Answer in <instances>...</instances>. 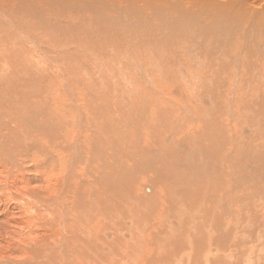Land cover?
<instances>
[{"label": "bare ground", "instance_id": "bare-ground-1", "mask_svg": "<svg viewBox=\"0 0 264 264\" xmlns=\"http://www.w3.org/2000/svg\"><path fill=\"white\" fill-rule=\"evenodd\" d=\"M21 16L22 17L25 16V18L23 19ZM15 18L23 19L24 21L22 20L23 21L22 25L20 24V22L19 23L16 22ZM27 19L29 21L34 20L36 26H33V25L30 26V24L26 25ZM24 28H27L29 33H26L27 30H25ZM136 30L139 32L137 34V38H140L139 41L141 42V44L148 42L150 38L154 37L155 41H152V42L159 41V42H162L161 44L164 43L167 46L168 45L174 46V45L179 44V46L183 48V51L185 50L190 53L197 52L196 46L206 47V48L210 46H215V47L220 48L221 51L219 52H222V53L227 52L232 47H234L235 53H233L232 60L231 59L230 60L235 64L244 63L245 65L246 63L247 64L246 67H248V64L250 65L253 64L252 62H250L252 56L254 58H260L259 61L262 58L264 60V0H0V82L4 81V83L7 84V87L10 89V91L13 94V90L16 88V84L13 80H12L13 81L12 85L14 86L10 85L11 81L8 82V78L6 76L7 74L5 73L7 69L9 70L10 65L8 64H13L12 67L16 69L20 68L22 64L23 65L26 64V63L19 64L21 62L20 51L22 50H19L18 47L15 48L16 50L12 49L13 44L15 43L13 40H11V38H10L11 40L10 42L12 43V44L10 43L11 46H7L9 44V43L7 44V41L9 39L6 41L5 37H6V33L8 32H10V34L12 33L11 35H14L17 38L20 37L23 40L21 42H24L25 44H27V46L29 47L27 48L31 49L32 54L34 53V55L32 56L33 62L34 61H38V62L45 61L46 63L48 62V64H52V67L56 69L55 68L57 64L56 62L58 60L55 59L54 57H48L44 54V52H41L40 48L42 47H40V45H38V43L35 41V38L42 40L41 37H38L40 35V34L39 35L37 34L38 32L39 33L41 32L42 35L46 36L45 38L47 39L42 40V41H47L49 45L50 43L52 44L53 39L56 41L54 36L57 39L61 38V40L62 39L64 40V38L67 36L69 38V39L66 38L67 45L70 44L76 47V49L78 50L86 46L87 47L86 51L89 49L90 52H92V49L94 47L97 48L96 46L97 45L99 46L103 39L107 40V43L109 42V43L114 44L113 42L114 40H116L115 37L118 36L119 34H122L124 36L125 38L124 40H126V42H132V34H133L132 32ZM8 36L11 37L10 35ZM194 38L200 39V41L195 40ZM15 41H18L17 43H19V40H15ZM47 43L46 45H48ZM148 43H151V40ZM16 46L20 47L21 44L16 45ZM102 46L100 47V50H103L102 48L104 47ZM110 46L112 45L110 44L109 48ZM6 48L8 49L5 51ZM21 48L22 47H20V49ZM27 48L26 49L22 48V49H24L25 51L27 50ZM37 49L39 53L36 52ZM95 50L96 49H94V51ZM200 50L201 49H199V51ZM240 52L246 53L247 57H243L244 55H241ZM81 53H83V51ZM103 53L106 54L105 52ZM110 53H108V55L112 54ZM5 54L7 57L5 56ZM73 54L74 55L77 54L78 57H81L78 53H73ZM83 56H85L84 53H83ZM123 56L125 55L123 54ZM206 56L207 55H205V57ZM112 57H114L115 59V56H112ZM240 57H242L243 59L241 58L240 60L239 59ZM86 58L90 59L87 57V55H86ZM244 58H247V60L245 61ZM89 61L90 60H88V63ZM173 61L175 62L176 60L174 59ZM222 61H224L225 63L227 62L229 63V58L224 56L221 58V62ZM255 61L257 60H254V62ZM58 62H61V61H58ZM92 63H94V61H92L91 64ZM207 63L209 64V62ZM34 64H36V62H34ZM178 64L180 63L178 62ZM229 64H232V63H229ZM39 65L41 64L39 63ZM24 66L26 67V65ZM27 66H29V64ZM35 66L37 65H34L33 67ZM29 67L31 68V66ZM57 67L59 66L57 65ZM247 70L248 69H246L245 71ZM55 72L59 74V71H55ZM205 73H207V71ZM208 73L210 74V75L208 74V76H210V78L213 79L214 76L212 75L213 77H211L212 72H208ZM168 75H163V76L165 78ZM16 76H19V75L16 74ZM250 76H255V75L254 73L253 75L250 73ZM249 80L250 79H248V81ZM245 81L243 80L244 83ZM254 81L257 82L256 84L258 85L259 80L258 81L254 80ZM29 82L32 83L33 80L30 79ZM208 82L209 81H207V84ZM212 82L209 84L212 85ZM251 83L253 82L251 81ZM249 84L246 85V88H248L247 86H249ZM34 85L33 86H31V84L25 85L27 88L26 93H28V95L30 94V96L32 97L34 95H31V94L34 93V90L36 91L38 89V88L35 89ZM41 85L44 86L43 84ZM39 86H36V87H39ZM99 88H101V85ZM39 89L41 90L40 87ZM135 89L136 87L134 88V90ZM262 90H264V86ZM36 92H39V91L37 90ZM43 92L44 91H42L41 94ZM136 92H138V90ZM136 92H134V94ZM26 93H25V96H27ZM145 93L146 91L144 92V94ZM191 93L193 94V90L191 91ZM210 93H211V90H210ZM70 95L69 96L67 95V96L70 97ZM96 95L98 97V94ZM121 95L123 94L121 93ZM261 95L263 94L261 93ZM16 97L17 96H15V99ZM19 97L20 96H18L17 99ZM94 97L92 98L94 99ZM137 97L138 95L136 96V98ZM119 98L121 97L119 96ZM140 98L143 99V96H140ZM156 98L157 96L155 97V99ZM217 98L218 97H216V99ZM262 98L263 97L259 99L262 100ZM115 99L117 98L115 97L114 99H112V101L110 102V110L108 109L109 112L112 111V115H113L112 120L120 121L119 118L121 114L119 113L118 110L116 111L115 107L117 105H119L120 107L121 105V108H123L120 110L121 113L129 112V114H131L133 110L138 111V113L136 114L138 116V118H136L138 121L135 122V124L139 125V129H140L142 127L141 123L145 124L144 121H146L147 114L145 110L147 107V103L145 101H143L142 103H138V102L136 103L135 100L134 102L133 101L127 102L129 101V99H127L126 101L128 103L127 105L126 102H123L124 100L121 102V100L119 99L121 103L118 104L117 103L118 101H116ZM224 99H226V97ZM256 99L257 98L255 97L254 101ZM6 100L4 99L5 102ZM67 100H69V106H70V109L73 111L71 112L74 115V116L72 115L74 117L72 131H70L71 132L70 137L68 138L66 143L62 141L59 144H53L51 147L48 146L49 148H51V150H48L47 147L44 149L45 151L43 150L44 152L43 154L45 156L49 155V153L48 154L45 153L47 151H50V155L52 156L50 157V159L48 158V160H50L49 161L50 167H46V169L50 168L49 169L50 170L49 176H51L50 181H52L53 173H57V174H56V179L53 180L54 183H52V185L50 186L49 184H47L46 188L48 189L43 190L44 192H41V193L40 191L38 193H33L32 190H35L36 188L35 189L30 188V185H34V183L39 180L37 178L40 177L38 174L30 175L28 173L30 171L35 172V169H34L35 166L25 167L22 161H20L21 156L23 154L22 153L23 150H20L19 146H16L18 145L17 142H16L17 144L14 143L15 145L12 147V145L8 142V139L6 138L7 136L5 135V133H3V129L6 128L7 126L11 128V131L14 134L22 133L21 128L17 126L18 124L15 125L16 120L20 117V113L16 111L17 109L15 111H11L8 113L7 112L5 113L4 109H3L4 112L0 110V200L1 199L5 200V198H9L8 202H11V203L6 204V207H8L7 210L10 208V205L12 206L17 205V208L19 209L18 210L16 208L18 210L16 214L10 213V210L4 213H1L2 208L0 207V221L3 223V225L4 223L7 224V227L9 226L8 224L11 225L5 229L4 233L7 234L6 239L0 241V253H3L4 255L8 256V257H3L0 255V264H214L213 262L209 261L210 259L209 254L211 253L210 251L212 250L211 243L213 244V242H215V241L212 242L211 240L213 237V231L211 230V226L215 225V220H217L216 225H215V227H217V230H214V228L212 229L214 231H218L219 232L218 234H220V232H223L222 237L218 236L219 239L226 237L228 240H230L229 239L231 237L230 234L232 233V231L235 232L236 230L235 228L237 224V223L230 224V222L232 221V217H234V219L236 220L235 213L231 211L232 210V208H230L231 206L228 207L226 203H223L225 193H228L230 190L226 191V190H223V188L222 189L219 188L220 189L219 191H214V189H216L214 187L216 186L213 187V184H211L213 183L212 180L207 177L209 175L207 171L212 168V167L209 168L210 166L207 165V163H210V162L213 163L214 159H216L217 158L216 156L218 155L220 158L218 157L217 160H220L222 165L225 163V155H224L225 152L219 153L220 151L219 146H218L219 142L218 143L216 142L217 139H214L213 138L214 136H212V134L209 135L208 132H207L208 135L204 136L200 134L201 136L198 137V138H203V140L205 139L207 140H206V143H203L205 145L203 149H201L203 145L201 143L200 144L202 146L199 145V142H198V145L201 146L200 148L201 150L199 151L204 150L203 151L204 153L198 154L197 152L198 154L196 156L197 160H195L194 162L204 161V166L207 167V169L203 167V170L205 171H202L199 174H198L199 170L197 171V174L198 175L201 174V177H202L201 180L197 184V182L195 181H188L189 179H193L194 174L191 171H188V173H190L191 175V177L189 178L187 176L188 173L185 176L182 174L183 167L188 165L189 160L190 159L192 160V158L195 157V154H192L193 150L191 151V149L194 148L196 144V141H194V145H193L194 147L191 146L193 144L192 140L194 139L193 134L195 132L193 134L190 132L189 133L185 132L184 137H182V139L185 138L186 141L188 140L191 141L190 146L192 148L187 151L186 149L187 145L185 146L186 142L185 143L183 142L184 139L183 141H181V139L173 140V138L169 140L167 135L169 134L168 136H170V133H171L170 130H169L170 133L168 132V130H165V129L161 130V127H162V125L160 124L161 117L162 116L164 117L165 114L168 113V111L172 112L173 109L171 108V106H174L173 104L171 106H167L166 104L164 105L162 102L158 103L157 105L158 107L154 109L155 113L156 112L157 113L155 117L154 115L152 116L154 117V119H156V121L159 120L158 122L159 124L157 123L158 125L156 124L148 125L147 123L146 128H144V129H147L146 131L147 133L145 136L146 142H143V145L140 143L144 135L143 131L140 133L139 130H136L138 132L137 134H134V136L136 137V141H137L136 144L134 143L133 146H131L130 144L128 143L124 144V142L121 141L122 143H121V146L119 147L118 143L115 145L114 142L110 143V140L108 141L109 142L108 143L107 140L105 139L107 135L109 136L111 135L109 134V130L104 128V131L106 132L105 134L98 131L99 128L97 130L96 128L97 125L95 126V122H94V121H97V117L96 119L94 117L90 119V121L93 122V125L89 126L92 131H90L87 134L88 135L87 142H82L81 138H84V136H82L83 131L81 127L85 125L80 126V124L83 123V122L81 123V121L83 120V110L81 109V106L78 105L75 102V100H73V98L70 97V99L68 98ZM158 100L159 99L157 98V102ZM181 100H183V97L181 98ZM214 101H218V100H214ZM240 101H241V98H240ZM94 102L96 103L97 101L93 100V103L89 102L90 109L93 111H95L98 107L97 106L98 103L95 104ZM210 102H213V101L211 100ZM221 102L222 101H220V103ZM0 103L2 104V102ZM85 103H87L86 99H85ZM186 103L188 104L187 101ZM129 104H131L130 108H129ZM106 105L108 104L106 103ZM203 105L205 107L206 104H203ZM221 105L219 104V107H221ZM69 106H67L66 104V107H69ZM28 107H30V105ZM221 108H224L223 111H220V108H219V111L223 112L224 114H226V116H228L229 109L223 106ZM209 109H207L206 112ZM197 110L194 112H198V115H199V111ZM214 110L216 111V109ZM180 111H182L184 118L188 122L190 123L193 122L192 115L190 116L187 110L183 111L182 109H180ZM256 111H259V110H256ZM24 112L22 114H24ZM208 112L210 114V112L212 111L209 110ZM247 112H250V111L248 110ZM205 113L203 116H205ZM219 115L221 114L219 113ZM213 116H214V113H213ZM21 117L23 120L27 119L26 115L21 116ZM206 117H205L206 123L209 122L210 124L209 116L206 115ZM166 118L168 119V117ZM214 118L212 117L213 120H215ZM132 119L130 118L129 120H132ZM124 120L121 121L123 125L122 124L121 126L119 125L120 129L127 126ZM203 120L201 122L205 121ZM60 122H61L60 125L58 123L57 124L61 127H65V124H63L64 122L62 120H60ZM179 123L181 124L182 120ZM213 123L215 124V122H212V124ZM253 123H256V121ZM202 124L204 125V123ZM220 125H223V123L221 121H218L216 126L215 125H212V126L213 127L215 126L216 129L222 130L221 128L222 126ZM20 127H21V124H20ZM165 127H166V124H165ZM210 127L209 129L210 131H212ZM22 130H25V129L22 128ZM8 131H10V129ZM60 131L62 132V130ZM133 131L135 132V130ZM215 131L217 133V130ZM54 134H56V132ZM177 134H174V135H177ZM23 137L24 136H22V138ZM113 137L115 138V140H117L118 138L117 135ZM53 138L54 137L51 138L52 141H53ZM114 138H111V139H114ZM216 138H217V135H216ZM57 139H54V140H57ZM222 141L226 142L227 137L224 138V140ZM23 144H25V142ZM190 146L188 145V148ZM239 151H242V150H239ZM202 156L205 158V160L202 158ZM42 157L44 156L42 155ZM262 157L264 159V156ZM27 159H28V156H27ZM216 163H219V162H216ZM193 165H195V163ZM210 165L212 166V164ZM223 166H225V164ZM263 166L264 165H262V167ZM231 168H234V167L231 166ZM211 171L212 169L210 170V172ZM238 171L240 173V170ZM93 173L97 174L96 175L97 179L94 178V176L92 177V179L94 178L97 180L96 182H94L96 184V186L95 185L93 186L94 192H92L90 189H85V188H88L87 187L88 185H86L84 182L89 177L87 176V174H93ZM241 176H242L241 180L243 181L245 176L247 175L241 174ZM149 177H152L153 179ZM237 178H238V175H237ZM186 180L188 181V183L185 182L187 184L184 183V181ZM146 182L149 183L152 188L150 187V185L149 187L145 185L142 186V184ZM224 183L225 181L223 179L220 185H224ZM251 183L252 182H249V186ZM232 184L233 183L231 182V185ZM24 185L28 186L29 189H32L30 190L31 192L26 193L25 191L24 195L16 196L17 194H19L20 189H22L21 187H23ZM141 186L144 187L145 193L141 189ZM228 186L230 188V184H228ZM261 188L260 190H262ZM87 190L91 192L89 193V191L87 192ZM12 192L14 193V195L12 194ZM47 192L49 193L52 192V194L49 195L50 197L48 198L45 196V193ZM240 192H242L241 189H240ZM248 192H249V189H248ZM230 195L231 194H229L228 196L230 197ZM246 195L248 194H245V196ZM240 196L242 195L240 194ZM73 207L75 208V211H74L75 213L72 212ZM238 208L240 207L238 206ZM244 208H240V209H244ZM17 214L20 215L19 216L20 219L16 218ZM254 218H251L250 220L256 221V218L255 219ZM71 219H73L72 223L70 221ZM246 219L248 221V217ZM248 223L250 224V221ZM253 225H257V223L255 224L253 222ZM257 226H259V223ZM262 226L263 224H261V227ZM70 227H75V228L70 229ZM229 227H231V230H229ZM252 227L253 226H250L251 230L253 229ZM97 228H100V232L98 231L99 233L94 232L95 229ZM253 230H256V229H253ZM258 230L260 231L259 232L260 235L264 236V226L263 228L258 229ZM251 233L253 234V232ZM249 237L251 238V236ZM231 241H233V239ZM229 243L230 242L226 243V247H222L223 245H220L222 248L221 249L222 251L220 250L221 256L223 257V258L221 257V260H220L221 264H226L228 262L227 253H229V251L231 250L230 248L228 250ZM221 244H223V242H221ZM252 250L253 252H255L254 250H256V248L252 249V247H249L248 252L246 254L250 256L248 253H251L252 254L251 256H253ZM263 250L264 248L262 249V251ZM259 253L260 255L256 254L255 259L256 258L258 259L261 256L259 259H261V262H262L261 264H264V254H263L264 252L262 253L259 252ZM231 255H234V254H231ZM235 255L237 257L238 254H235ZM243 256L244 255H242L241 257ZM246 257L247 256H245V258ZM211 258L213 259V257Z\"/></svg>", "mask_w": 264, "mask_h": 264}, {"label": "rangeland", "instance_id": "rangeland-1", "mask_svg": "<svg viewBox=\"0 0 264 264\" xmlns=\"http://www.w3.org/2000/svg\"><path fill=\"white\" fill-rule=\"evenodd\" d=\"M22 18L24 19L25 16L22 17ZM15 19H13V20H15L18 23L20 22V24L22 25V23L24 21L23 19H18V18H15ZM29 24H30V26L31 25L36 26L34 20L33 21H31V20L29 21L27 19V24L26 25H29ZM27 28H24V29L27 30ZM26 33H29V31L27 30ZM132 33H133L132 34V42H126V40H124L125 38H124V36L122 34H119L118 36H116L117 38L115 37L116 40H114V42H113L114 44L109 43V42L107 43V40L103 39L102 42L100 43V45L96 46L97 48H95V47L93 49L91 48L92 52L94 53L93 54L92 52H90L89 49L86 51V49H87L86 46H84V47H82L81 49L78 50V49H76V47H74V46H72L70 44L67 45L66 38L69 39L67 36L64 38V40L63 39L61 40V38L57 39L54 36L56 41L53 39L52 44L50 43V45H49V43H47V41H42V40L47 39V38H45L46 36L42 35L41 32L40 33L38 32L37 34L38 35L40 34L38 37H41L42 40H39V39L35 38V41L38 43V45H40V47H42V48H40L41 52H44V54L46 56H48V57H54L58 61H61V62L57 61L56 62L57 63L56 67L54 66L57 70L52 67V64H48V62L46 63L45 61H41V62L34 61V62H36V64H34L33 59H32V56L34 55V53L32 54L31 49H28L29 47L27 46V44H25L24 42H21L23 40L20 37H18L19 38L18 39L14 35H11L12 33L10 34V32L6 33V37H5L6 41L9 39L7 41V44L8 43L9 44L7 46H11L10 45V43H11L10 41L11 40L14 41L15 44H13L12 49L14 50L15 48L18 47L19 50H22V51H20L21 62L19 64L26 63V64H24V65H26V67L22 64L20 68L16 69V68L12 67L13 64H8V65H10L9 66V70L7 69L8 72H7V70L5 72L7 74L6 76L8 78V82L11 81V83H10L11 86H14V85H12L13 81L16 84V88L13 90V94L10 91V89L7 87V84L4 83V81L0 82V91H1L0 92V102H2V104L0 103V110L3 111V109H4L5 113L6 112L8 113V112H11V111H15L17 109L16 111H18L20 113V117H19L20 119L18 118L16 120V122H15L16 124L15 125L18 124L17 126H19V128H21V132L23 134L22 133L21 134L20 133L19 134H16V133L14 134L11 131V128L8 127V126L3 129V133H5V135L7 136L6 138L8 139V142L12 145V147L15 144L18 143V145H16V146H19L20 150H23L22 151V153H23L22 156L20 154V156H21L20 161H22V163L25 165V167L26 166L27 167H34L35 166L34 167L35 172H31L30 171L28 173L30 175H37L38 174L40 176L39 178H37L39 180L37 182H35L34 185H30V188H32V189L36 188L35 190L29 189L28 186L24 185L23 186L24 188L21 187L24 190L20 189L19 194H17L16 196L24 195L25 191H26V193L27 192L29 193V192H31L30 190H32L33 193H38L39 191H40V193L44 192L43 190L48 189V188H46L47 184H49V186H50V185H52V183H54L53 180L56 179V174L57 173H53L52 181H50V178H51V176H49V171H50L49 169L50 168L46 169V167H50L49 166V161L50 160H48V158L50 159V157H52V156L50 155V151L45 152L47 154L49 153V155H47L48 157L45 156L43 154L44 153L43 150L46 147H47L48 150H51V148H49V147H51L53 144H59L62 141H64L66 143V141L70 137V133H71L70 131H72V127H73L72 125H73V122H74V117H73L74 115L72 113L73 111L70 109L69 100H67L68 98L69 99H70V97L73 98V100H75V102L78 105H80L81 109L83 110V120L81 121V123L83 122L84 124L83 123L80 124V126L85 125V126H82L83 128L81 127L82 131L84 132V134L82 132V136H84V138H81L82 142H87V139H88V137H87L88 135L87 134L90 131H92L89 126L93 125V122L90 121V119L93 118V117L96 119V117H97V121L98 122L94 121L95 122V126L96 125L98 126V127L96 126L97 130L99 128L98 131H100L103 134L106 133L104 131V128L109 130V134H111L110 135L111 138H114L113 136L117 135V137H118L117 140H115V138L111 139L109 135H107V137H109V138L105 137V139L107 140V142L109 140H110V143L114 142L115 145L118 143L119 147L121 146L122 142H124V144L128 143L131 146H133L134 143L136 144L137 141H136V137L134 136V134L138 133L136 130H139L140 133L143 131L144 135H143V138L140 141V143L143 145V142H146L145 141V136H146V133H147L146 132L147 129H144V128H146L147 123H148V125L149 124L150 125H154V124L158 125L159 124L158 123L159 120L156 121V119H154V117H155V115L157 113V112L155 113L154 109L156 107H158L157 106L158 103L162 102L164 105L166 104L167 106H171L173 104L174 106H171V108L173 109L172 110L173 113L168 111V113L165 114V116H164L165 118L163 116L161 117L160 124L163 127V128L161 127V130L165 129V130H168V132L170 130V132H171V133L169 132L170 136H168L169 134L167 133L168 134L167 137L169 138V140L173 138V140L174 139H176V140H178V139L180 140L181 139V141H183V139H184L183 142L184 143L186 142L185 146L187 145V147H186L187 151L190 150L192 147H194L193 146L194 145V141H196V144H195V147H194L195 150H194V148L191 149V151L192 150L194 151V152L192 151V154H195V157H193L192 160L190 159L191 161L189 160L188 165L184 166L183 167V171H182V174L184 176L187 175L188 171H191L194 174L193 175V179H189L188 181H195L198 184V182L202 178L201 174L200 175H198V174L201 173L202 171H205V170H203V167H205L204 166V161H202V162H200V161L194 162L195 160H197L196 156L198 154H200V153L203 154L204 153L203 152L204 150H202V151H199V150L204 148L205 145L203 143H206V140H207V139L203 140V138H198L199 136H201V135L206 136L208 134L209 135L212 134V136H214L213 138L217 139L216 142L217 143L219 142L218 146H219V150L221 151V152L219 151V153H224L225 152L224 153V155H225V163H224L225 166H223L224 164L222 165L220 160H217L219 155L216 156L217 158L214 159L213 163L212 162L207 163V165L210 166L209 168L212 167L211 168L212 169L211 172H210L211 169L207 171V173L209 174L207 177L212 180L213 183H211V184H213V187L216 186V187H214V188H216V189H214V191H219L222 188H223V190H226V191L230 190L229 191L230 193L229 192L225 193V197L223 199V203H226L228 207L231 206L230 207V208H232L231 211H233L235 213L236 220L234 219V217H232V221L230 222V224L231 223H237V224H236L235 232L232 231V233L230 234V236H231L229 238L230 240H228L226 237H223V238L219 239L218 236L222 237L223 232H220V234H218L219 233L218 231H214V230H217V227H215L217 220H215V225L211 226V230L213 231V237H212L211 240H212V242L213 241H215V242H213V244L211 243V245H212L211 249L212 250L210 251L211 253L209 254V257H210L209 261L213 262L214 264H218V263L221 264L220 260H221V257H222L221 256V251H222L221 249L222 248H221L220 245H223L222 247H226V243L230 242L228 244V250H229V248L231 250L229 251V253H227V255H228L227 256L228 257L227 258L228 259L227 263L228 264H251V263L252 264H261L262 263L261 259H259L261 256L258 259L257 258L255 259V257H256V254L260 255L259 252H261V253L264 252V250L262 251V249L264 248V236H261L260 233H259L260 231L258 230V229L263 228V226H264V166L262 167V165H264V159L262 157V156H264V105H263L264 104V90H262L263 86H264V83H263L264 82V70H263L264 69V65H263L264 62H262V61H264L263 58L261 59L262 61L261 60L259 61L260 58H254L252 56L250 62H252L253 64H251V65L248 64V67H246L247 66L246 63H245V65H244V63L243 64L242 63L241 64H235V63H233L231 61L233 53H235V50H234L235 48L234 47H232L229 51L222 53V52H219V51H221V49L218 48V47H215V46H210V47H207V48L206 47H199V46L197 47L196 46L197 52H191L190 53V52H187L185 50L183 51V48H181L179 46V44L174 45V46H172V45L171 46H169V45L167 46L164 43H163L164 45L161 44L162 42L156 41L158 43V45H157L156 42H152V41H155L154 37L150 38L151 43H148V42H150V40H149L148 42L141 44V42L139 41L140 38H137V34L139 32L136 30V31H134ZM8 35H10L11 37H9ZM35 37H37V36H35ZM141 37H143V36H141ZM10 38H11V40H10ZM14 38H15V40H19V43H17L18 41H15ZM194 39L200 41V39H196V38H194ZM57 42H58L59 46H58ZM22 43H24V44H22ZM46 43L48 45H46ZM20 44H21L20 47H22L24 49H26L28 47L27 50L24 51V49H22V48L20 49L19 46H16V45H20ZM62 44H64L65 46L62 45ZM108 44L112 45V46H110L111 49L109 48ZM101 46L106 48L107 51L104 48H102L104 51L100 50ZM156 46H158V47H156ZM161 46H162V48H161ZM164 46L167 47V48H165ZM113 48H115V49H113ZM7 49L8 48H6L5 51ZM94 49H96L95 50L96 52L94 51ZM199 49H201V50L199 51ZM28 50H30V51H28ZM77 50H78V52H77ZM109 50H110V52L112 54L109 52ZM82 51H83L85 56H83V53H81ZM148 51L150 52V54H149ZM29 52H31V53H29ZM36 52L39 53L38 49L36 50ZM54 52H56L57 55ZM70 52H72V53H70ZM103 52H105L106 54H104ZM5 53H7V52H5ZM73 53H78L81 57H78L77 54L74 55ZM108 53H110L111 55H108ZM143 53H144V55H143ZM123 54L125 56H123ZM240 54L244 55L243 57H247L246 53L240 52ZM86 55L90 59H87ZM205 55H207V56L205 57ZM222 55H224L225 57H228L229 58V63H232V64H229L228 62L225 63L224 61L221 62V58L224 57ZM5 56H6V54H5ZM73 56H75V57H73ZM108 56H110V57H108ZM112 56H115V59ZM146 56H148L149 58L146 57ZM213 57L215 58V60H214ZM111 58H113V59H111ZM241 58L242 57H240L239 59L241 60ZM174 59L176 60L175 62L173 61ZM88 60H90L91 62L94 61V63L91 64L90 61L88 63ZM244 60L246 61L247 58H244ZM254 60H257V61L254 62ZM30 61H32V62H30ZM96 61H98V62H96ZM162 62H163V64H162ZM178 62L180 64H178ZM207 62H209V64ZM39 63L41 65H39ZM28 64H29V66H31V68L29 66H27ZM34 65H37L39 69L37 68V66H35L37 69L35 67H33ZM57 65L59 67H57ZM252 65H253L254 69L256 68L255 70L253 69ZM221 68H222V70H221ZM245 68L248 69V70L245 71L246 70ZM30 70H32V71H30ZM55 71H59V74L57 72H55ZM181 71H183V72H181ZM206 71H207V73H205ZM13 72H14V74H13ZM208 72H212L211 73V77L214 76L213 79L210 78V76H208V74H209ZM213 72H215V73H213ZM250 73L252 75L254 73L255 76H250ZM16 74H18L19 76H16ZM168 74H170L171 76L168 75ZM260 74H261V76H260ZM163 75H168L169 77L166 76L167 78L165 77L166 78L165 79ZM219 76H220V78H219ZM259 77H261V78H259ZM30 79L33 80L32 83L29 82ZM248 79H250V80L248 81ZM125 80H127V81H125ZM205 80L209 81L208 84H207V81H205ZM243 80L244 81L247 80L248 82L245 81V83H244ZM254 80H256V81L259 80L258 81L259 82L258 85L256 84L257 82H255ZM41 81H43V82H41ZM162 81H164V82H162ZM251 81L253 83H251ZM19 82L20 83L22 82V83L20 84ZM39 82H41V83H39ZM211 82H212V85L209 84ZM219 82H221V83H219ZM260 82H261V84H260ZM26 84H31V86L34 85L35 86L34 88L35 89L38 88L37 90L39 92H36L37 90L36 91L34 90V93L31 94V95H34L33 97L30 96V94L28 95V93H26L27 92L26 91L27 88L25 86ZM41 84H43L44 86H42ZM206 84H207V86H206ZM248 84H249V86H247L248 88H246V85H248ZM100 85H101V88H99ZM36 86H39L41 88V90L39 89V87H36ZM154 86H155V88H154ZM253 86L256 87V88H254ZM135 87H136V89L138 88L137 89L138 92H136L137 91L136 89H135L136 91L134 90ZM42 88H43V90H42ZM22 89H24V90H22ZM242 89H243V91H242ZM192 90H193V94L191 93ZM210 90H211L212 95L210 93ZM42 91H44V92L41 94ZM145 91H146V93L144 94ZM214 91H215L216 94L214 93ZM134 92H136V93L134 94ZM25 93H26L27 96H25ZM121 93L124 96L121 95ZM261 93L263 95H261ZM70 94H72V95H70ZM96 94H98V97H97ZM136 94L138 95L139 98H140V96H143V99L142 98L139 99L138 97L136 98V96H137ZM200 94L202 95V97H201ZM255 94H257V95H255ZM67 95L68 96L70 95V97H68ZM145 95H146V97H145ZM15 96H17V97L20 96V97L18 99L16 97V99H15ZM94 96H96V97H94ZM119 96L121 98H119ZM156 96L159 99L158 102H157V98L155 99ZM181 96L183 97V100H181V98H182ZM92 97H94V99ZM115 97L118 99V100L115 99L116 101H118L117 102L118 104H120L123 100H124L123 102H126L127 99H129V101H127V102H130V101L134 102V100H135L136 103L137 102L138 103H142L143 101H145L147 103V107H146V110H145V112L147 114V115L145 114L146 115V121H144L145 124L141 123L142 127L140 129H139V125L135 124V122L138 121L136 119V118H138V116L136 115L138 113V111L133 110L131 112V114H129V112L128 113H125V112L121 113L120 110L123 109V108H121V105L119 107V105L115 104V105H117L116 106L117 108L115 107L116 111L118 110L119 113L121 114L120 118H119L120 121H118V120L113 121L112 120V117H113L112 111L109 112V110H110V102ZM216 97H218V98L216 99ZM222 97H224V98L226 97V99H224ZM255 97L257 99L254 101ZM258 97L259 98L263 97V98L261 100ZM3 98L5 100L7 99L6 102L4 101ZM84 98L86 99L87 103H85V99ZM90 98L97 101L96 103L94 102L95 104L98 103L97 104L98 107H97V109L95 111L90 109L89 102L93 103V100H91ZM201 98H203V99H201ZM240 98H241V101H240ZM119 99L121 100V102H120ZM179 99H180V101H179ZM16 100L18 101V103H17ZM199 100H201V101H199ZM211 100L213 102H210ZM214 100H218L219 103H218V101H214ZM243 100H244L245 103L243 102ZM259 100H261V101H259ZM148 101H149V103H148ZM151 101H152V103H151ZM186 101L188 102V104L186 103ZM220 101H222V102L220 103ZM262 101H263V103H262ZM7 102H8V104H7ZM127 102H126V104L128 105ZM165 102H167V103H165ZM106 103L108 105H106ZM248 103L251 104V105H249ZM28 104L30 105V107H28L29 106ZM66 104L69 107H66ZM198 104H200V105H198ZM203 104H206L205 107H204ZM219 104L220 105L222 104L221 107L223 106V107H225V108L227 107V109H229L228 116H226V114H224L223 112H220V111H223L224 108L219 107ZM252 104H253V106H252ZM256 104H257V106H256ZM130 105L131 104H129V108L131 107ZM194 105H195V107H194ZM14 106H15V108H14ZM185 106H186V108H185ZM179 108L182 109L183 111L187 110L189 112V115L190 116L192 115V118H193L192 121L193 122H191V123L188 122L184 118V115H183L182 111H180ZM219 108H220V111H219ZM30 109H31V111H30ZM195 109L196 110L198 109L197 111H199V115H198V112H194V111H196ZM207 109H209L212 112H210V114H209V112H208L209 110L206 112ZM214 109H216V111ZM247 109L250 112H247L248 111ZM254 110H255V112H254ZM256 110H259V111H256ZM23 112H24V114H22ZM95 112H96V114H95ZM99 112H101V113H99ZM149 112H151V113H149ZM19 113H18V115H19ZM204 113H205V116H203ZM213 113H214V116H213ZM219 113L221 115H219ZM194 114H195V116H194ZM229 114H230V116H229ZM24 115L27 116V119L23 120L21 116H24ZM99 115H100V117H99ZM150 115H151V117H150ZM152 115H154V117ZM162 115H163V113H162ZM206 115L209 116L210 124H209V122L206 123V120H205ZM218 115L221 116V117H219ZM166 117H168V119ZM196 117H198L200 120L198 118H196ZM212 117L213 118L215 117L214 118L215 120H213ZM125 118L127 119V121L129 123L126 121ZM130 118L131 119L133 118V119L129 120ZM203 118H204L205 121L203 120ZM256 118H257V120H256ZM41 119H42V121H41ZM59 119L64 122V123L63 122L62 123L65 124V127L59 126L60 123H61ZM163 119L164 120L167 119V120L164 121ZM261 119H262V121H261ZM26 120H28V121H26ZM122 120H124L125 124H127V126L125 125L126 127L121 128L124 131L126 129L125 132L120 129L121 124L123 125V123H121ZM181 120H182L183 125H182V123L181 124L179 123V122H181ZM202 120L204 122H201ZM167 121H169V122H167ZM216 121L217 122L221 121L223 123V125H220V126H222L221 127L222 130L216 129V127H215L217 125ZM252 121L253 122L256 121V123H253ZM258 121H259L260 125H259ZM212 122H215V124L214 123L212 124ZM151 123H153V124H151ZM199 123L200 124L204 123V125L203 124L200 125ZM20 124H21V127H20ZM165 124H166V127H165ZM211 124L215 125V126L213 127ZM255 125H257V126H255ZM181 126H182L183 129L181 128ZM210 126H212V127H210ZM28 127H30V128H28ZM209 127L211 128L212 131L214 129L217 130V133H216L215 130L213 132L210 131ZM8 128L10 129V131H8L9 130ZM22 128H24L25 130H22ZM60 130H62V132ZM133 130H135V132ZM177 130H178V132H177ZM4 131H6V132H4ZM67 131H69V132H67ZM9 132H11V133H9ZM55 132H56L57 135L54 134ZM185 132H187V133L190 132L192 134L194 132L196 133V134L195 133L193 134L194 139L192 140V142H193V144L191 145L192 147L190 146V142L191 141H189V140L186 141L185 138L182 139V137H184V135H185ZM207 132H208V134H207ZM218 132H220L221 134L218 133ZM64 133H66V134H64ZM121 133H122V135H121ZM60 134H61V136H60ZM174 134H177V135H174ZM15 135H17L19 137L15 136ZM20 135L24 136L25 138L24 137L22 138V136H20ZM216 135H217V138H216ZM222 136L223 137L224 136L227 137V141H226L227 143L225 141H222V140H224V138H226V137L223 138ZM52 137H54L53 141L51 139ZM195 137H196V139H195ZM228 138H229V140H228ZM13 139H14V141H13ZM54 139H57V140H54ZM234 139H236V140H234ZM24 142H25V144H23ZM52 142H54V143H52ZM198 142H199V145H201V144L203 145V146L201 145L202 148H201V146L198 145ZM188 145L190 146L189 148H188ZM41 146H43V147H41ZM86 147H88V146H86ZM135 147H137V146H135ZM36 148H37V150H36ZM38 149H39V151H38ZM239 150H242V151H239ZM249 151H250V153H249ZM197 152H198V154H197ZM38 154H40V155H38ZM29 155H30V157H29ZM42 155L44 157H42ZM27 156H28V159H27ZM227 156L228 157L230 156V157L228 158ZM253 156H254V158H253ZM202 158L205 160V158L203 156H202ZM44 159H45V161H44ZM47 161H48V163H47ZM215 161L219 162V163H216ZM226 161L227 162L229 161L228 164H227ZM192 163L193 164L195 163V165H193ZM201 163H202V165H201ZM235 163H237V164H235ZM210 164H212V166ZM214 164H216V165H214ZM81 165H83V164H81ZM199 165L202 166V167H200ZM221 165H222L223 168L221 167ZM229 165H230V167H229ZM231 166L236 168V169L231 168ZM224 167H226V168H224ZM186 168H188V169H186ZM193 168L196 169V170H194ZM205 168L207 169V167H205ZM230 168H231V170H230ZM237 168H239V169H237ZM184 169H186V170H184ZM200 169H202V170H200ZM238 170H240V173H239ZM197 171H198V174H197ZM195 173L197 174V176H196ZM241 174H246L247 175V176H245L246 179L244 178L243 181L241 180L242 179ZM257 174H259V175H257ZM96 175H97L96 173L87 174V176H89V177H88V179H86L87 181L85 180L84 182H85L86 185H88L87 186L88 188H85V189H90L92 192H94V187L93 186L94 185L96 186V184L94 183V182L97 181L96 180L97 179ZM237 175H238V178H237ZM93 176H94V178H96V179L93 178L94 181L92 179ZM187 176H188V178L191 177L190 173H188ZM149 178L153 179L152 177H149ZM233 178H235V179H233ZM223 179H224L225 183H224V185H220L221 181ZM230 179H231V181H230ZM188 181L186 180V181H184V183L185 182L188 183ZM231 182L233 184H235V185H233V184L231 185ZM241 182H243V183H241ZM249 182H252L250 184V186H249ZM187 183H185V184H187ZM228 184H230V188H229ZM144 185L149 187L150 184L146 182V183L142 184V186H144ZM142 186H141V189L145 193L144 187H142ZM261 186H262V188H261ZM150 187H151V185H150ZM247 188L249 189V192H248ZM260 188L262 190H260ZM240 189L242 190V192H240ZM88 191L89 190H87V192ZM91 191H89V193ZM231 191H232V193H231ZM236 192H237V194H236ZM243 192H245V193H243ZM12 194L14 195L13 192H12ZM51 194H52V192L51 193L47 192V193H45V196L48 198V197H50L49 195H51ZM229 194H231L230 197L232 196L234 198H232V197L230 198L228 196ZM240 194L242 196H240ZM245 194H248V195L245 196ZM257 196H258V198H257ZM8 201H9V198H5V200H3V199L0 200V207L2 208L1 213H4V212L10 210V213L16 214L18 212V210H19L17 208V205H13V206L10 205V208L7 210L8 207H6V204L11 203V202H8ZM243 203H245V204H243ZM238 206L240 208H244L245 207L246 209L245 208L244 209H240V208H238ZM74 211H75V208L73 207L72 212L75 213ZM17 215H18V217H17ZM17 215H16V218L20 219V217H19L20 215L19 214H17ZM247 217H248V221L246 219ZM254 217L256 218V221L255 220H250L251 218H254ZM70 221L72 223L73 219H71ZM249 221H250V224L248 223ZM252 221L255 224L257 223V225L259 223L260 227L257 226V225H253ZM261 224H263L262 227H261ZM4 225H5V227H4ZM4 225H3L2 222L0 223V227H1L0 228V241L6 239V235L7 234L4 233L5 229L8 228L9 226H11L10 224H8L9 226L7 227V224H5V223H4ZM217 226H218V224H217ZM250 226H253L252 228L256 229V230H253V229L251 230ZM231 227H229V230H231ZM74 228L75 227H70V229H74ZM100 228L95 229L94 232L99 233L100 232ZM212 228H214V230ZM1 230H2V232H1ZM250 230H251V232H253V234L250 232ZM249 236H251L252 239ZM99 237H100V235H99ZM9 238H10V236H9ZM232 239H233L234 242L231 241ZM221 242H223V244H221ZM67 243H68V241H67ZM248 246L252 247V249L256 248V250H254L255 252H253V250H252L253 256H251L252 255L251 253H248L250 256H248L246 254L248 252V249H249ZM236 247H238L239 249L236 248ZM231 254H234V255H231ZM235 254H238L237 257H236ZM0 255L3 256V257H8L7 255H4L3 253H0ZM239 255H241V256L244 255V256L241 257ZM245 256H247V257L245 258ZM211 257H213V259ZM215 257L218 258V259H216ZM240 257H241V259H240ZM250 258H251V260H250ZM235 259H236V261H235ZM183 263H184V261H183Z\"/></svg>", "mask_w": 264, "mask_h": 264}, {"label": "water", "instance_id": "water-1", "mask_svg": "<svg viewBox=\"0 0 264 264\" xmlns=\"http://www.w3.org/2000/svg\"><path fill=\"white\" fill-rule=\"evenodd\" d=\"M148 190V189H147Z\"/></svg>", "mask_w": 264, "mask_h": 264}]
</instances>
